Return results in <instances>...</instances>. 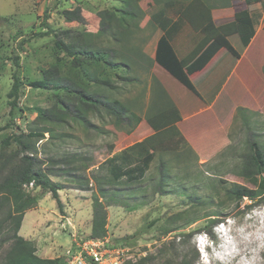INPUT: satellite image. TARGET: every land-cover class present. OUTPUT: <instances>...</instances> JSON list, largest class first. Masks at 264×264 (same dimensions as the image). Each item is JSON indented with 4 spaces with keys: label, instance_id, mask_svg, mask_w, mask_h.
I'll use <instances>...</instances> for the list:
<instances>
[{
    "label": "rangeland",
    "instance_id": "rangeland-1",
    "mask_svg": "<svg viewBox=\"0 0 264 264\" xmlns=\"http://www.w3.org/2000/svg\"><path fill=\"white\" fill-rule=\"evenodd\" d=\"M148 1L140 2L143 10ZM120 5L116 0H0V184L9 167L18 165L20 160V156L14 155L5 169L1 167L16 150L15 145L4 150L2 140L38 127L33 124L34 110L49 108L55 101L52 93L25 84L19 96L24 112L16 111L13 121L10 120L6 94L16 69L14 57L19 60L18 75L37 79L40 68L48 67L52 61L54 38L35 36L45 31L44 21L55 30L72 29L71 34L76 37L77 30L84 27L66 23L61 15L63 10L80 7L86 19L85 29L95 33L99 27L96 13ZM243 9L245 5L240 0L216 6L214 21H230L235 12ZM248 9L256 11L259 24H264V0ZM257 32L247 58L256 50L262 51L258 56L263 85L260 111L246 113L245 120L237 112L235 120L227 124L216 141L207 140L197 146L198 154L185 153L184 147H175L182 152L180 160L169 153H156L140 182L131 184L123 178L110 183L109 168L105 165L107 159L151 134L144 121L146 110L140 104L128 107L142 119L135 126L118 125L103 114L89 115L91 126L86 129L67 119L53 130V135L32 139L36 151L28 155L41 163L51 181L63 187L58 192L61 209L49 193L29 185L23 187L27 195L38 200L27 210L19 235L34 244L38 256H64L73 237L90 233L92 198L102 196L99 189L103 188L109 190L102 198L107 206L106 238L123 247L133 263L147 258L143 264H264V202L237 200L229 193L238 185L256 190L237 171L248 151V138L264 147V32ZM230 42L241 49L236 38L231 37ZM258 76L251 71L247 84L256 89ZM114 93L106 91L110 98L122 102L132 99L131 92L126 90ZM161 160L167 162L162 170L164 182L159 170ZM160 185L162 189H158ZM2 197L0 192V221L8 208ZM180 212H185L184 216L171 219ZM8 226L0 225V264L10 246L5 242Z\"/></svg>",
    "mask_w": 264,
    "mask_h": 264
},
{
    "label": "trees",
    "instance_id": "trees-1",
    "mask_svg": "<svg viewBox=\"0 0 264 264\" xmlns=\"http://www.w3.org/2000/svg\"><path fill=\"white\" fill-rule=\"evenodd\" d=\"M116 1L121 3L120 7L100 10L96 13L99 27L95 33L85 29L86 19L80 7L61 12L66 23H77L78 26L84 27L82 30H77L79 36H73L72 29L55 30L44 21L45 31L36 33L35 36L39 38L51 36L54 40L50 55L52 61L48 67L40 68L39 78L24 77V79L18 75L19 60L18 57H14L16 69L6 94L10 120L13 121L16 111L24 112L19 106V96L25 84L33 89L52 93L55 101L49 108L34 110L36 117L33 124L38 127L31 128L27 133L8 135L1 143L4 150L10 145L16 146L12 156H8L1 164L2 168L4 166L3 169L11 162L14 155L20 156L19 164L9 167L7 175L0 184L3 204L8 206L0 225L7 223L10 225L6 230L8 236L5 239L10 246L4 256L3 264H66L67 261V255L51 259L41 258L37 255L34 244L19 235L24 214L38 200L35 196L27 195L23 187L32 184L34 188L49 193L58 208L62 207L58 192L63 187L51 181L50 175L41 169V163L32 155H28L36 151L32 139H42L45 134L53 135V130L60 127L67 119H72L86 129L91 126L88 121L89 115H106L113 118L118 125L139 124L142 119L129 110L128 107L132 106L118 98H110L106 95V91L120 94L126 90L132 74L134 76L137 71L144 68L142 63H145L147 69H150L152 63H156L187 90L195 92L188 76L204 68L219 50L224 49L233 57H238L225 38L237 35L243 47L249 45L255 34L258 15L248 7L261 2V0H240L244 3L245 9L235 12L231 22L216 26L213 23V9L221 4L229 5L238 0H149L145 10L140 6L142 0ZM145 16L149 17L148 21L151 24L162 31H165L172 21H184L192 32L202 36L201 50L208 45L206 53L194 66L185 71L187 64L177 58L166 35H163L157 42L154 60L150 61L142 52L144 40L139 37L142 35H138V32L141 34L139 23ZM238 112L244 115L243 120H245L247 110L239 108ZM180 120V114L172 104L155 103L153 107L148 106L144 121L152 131L151 134L105 161L106 167L109 168V182L116 183L123 178L131 184L140 182L156 153H169L180 160L183 157L182 152L179 153L180 151L175 147H184L187 149L185 153L192 154V148L183 140L176 127V123ZM93 128L97 127L93 126ZM247 150L237 174L248 180L256 190L238 185L229 189V193L237 200L246 198L262 203L264 202V147L254 138H248ZM166 164L167 162L160 161L162 182L165 174L162 170ZM162 188V185L158 187V189ZM182 190L186 189L183 187ZM108 192L109 190L100 188L99 193L102 196L92 198V219L90 233L86 235L87 239L102 240L107 236V206L102 198ZM184 214L185 212L177 213L172 215L171 219H179ZM110 243L114 247H121L118 243L112 241ZM147 260L142 258L137 263L127 261L124 264H143Z\"/></svg>",
    "mask_w": 264,
    "mask_h": 264
},
{
    "label": "crops",
    "instance_id": "crops-1",
    "mask_svg": "<svg viewBox=\"0 0 264 264\" xmlns=\"http://www.w3.org/2000/svg\"><path fill=\"white\" fill-rule=\"evenodd\" d=\"M148 20L149 17L145 16L140 21L139 28L144 40L142 52L150 61L154 60L157 42L163 35H166L177 58L187 64L185 71L206 53L208 45L201 50L202 36L192 32L184 21H172L166 30L162 31ZM217 22L213 21L216 26H220L231 21ZM259 22L261 21L255 26L254 37L247 47L242 46L237 35L225 38L238 54L237 58L221 49L204 68L188 76L195 92L187 90L156 63H152L150 69L142 63L144 68L134 76L132 74L127 82L126 92L132 94L130 103L127 101L128 105L140 104L146 112L148 106L153 107L155 103L174 105L181 117L176 127L187 145L198 154L197 146L207 140L216 141L227 129V124L235 120L239 108L247 109L249 114L260 111L263 85L261 86V69L258 64L262 51L256 50V53L247 58L255 35L258 34L257 30L264 32V24L260 25ZM231 37L236 38V43L241 45V49L231 44ZM251 71L254 74L259 73V85L256 89L247 84V76ZM27 213L24 214L22 223Z\"/></svg>",
    "mask_w": 264,
    "mask_h": 264
},
{
    "label": "built area",
    "instance_id": "built-area-1",
    "mask_svg": "<svg viewBox=\"0 0 264 264\" xmlns=\"http://www.w3.org/2000/svg\"><path fill=\"white\" fill-rule=\"evenodd\" d=\"M29 186L32 187V184ZM86 237H73L66 253V264H124L131 261L125 249L112 246L107 238Z\"/></svg>",
    "mask_w": 264,
    "mask_h": 264
}]
</instances>
